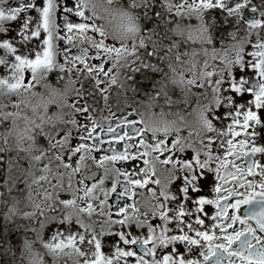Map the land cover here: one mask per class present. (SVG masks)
<instances>
[{
    "label": "snow or ice",
    "instance_id": "6c2138e0",
    "mask_svg": "<svg viewBox=\"0 0 264 264\" xmlns=\"http://www.w3.org/2000/svg\"><path fill=\"white\" fill-rule=\"evenodd\" d=\"M198 2L203 3L206 8L220 12L225 21H230L236 10L244 7L242 0H234V6H228L226 0ZM261 2L264 3V0ZM53 4L54 31L49 23ZM161 5L162 0H133V6L139 8L144 18V29L153 20L159 21ZM173 7L175 14H179L183 9V0L180 5ZM249 9L251 14H256L257 8L253 0H248L246 11ZM260 19L264 20V16ZM257 23L259 21H252L250 26ZM145 34L152 37L157 35L153 28ZM107 40L108 37L101 27L82 6V0H0V50L6 52L13 61L20 62L17 66L23 73L19 84L9 85L10 88L34 87L36 72L40 68L51 70L54 56H59L65 65V72L78 76L83 81L73 102L79 118H82L79 119L78 127L83 129V134L77 133L70 137V147L63 156L57 152V157L62 161L61 167L75 168L76 157L80 156L85 145L91 146L94 158L99 160L106 159L107 155L97 154L110 151L119 153L111 158L113 161H121L122 165L142 162L139 168H119L120 182L113 186L112 193L108 196L109 200L115 194V202L108 211L113 224L112 230L99 234L94 231L92 238L87 240L81 236L80 243L91 245L101 258L105 255L104 247L110 248L108 264H112L113 260L116 264H234L233 257L240 264H264V146L251 143L249 137H254L256 133L248 132L250 127L264 121V116L256 111H264V83L250 84L243 79L251 77L248 71L251 69V73L255 74V81L264 80V38L257 36L250 41L252 50L248 53L249 59L239 62L235 73L230 71L227 78L209 79L205 82L208 88H222L226 98L224 101L216 100V109L204 121L209 131L214 130L213 125L216 122H220L221 127L216 136H208L199 142L203 151H177L179 138L166 136L158 139L142 120V126L138 127L132 116L125 117L123 113L116 120V127L96 124L93 113L98 107L94 110L93 105H98L102 100L107 106L109 99L111 86L108 78L113 72V63L108 67L110 58L119 59L121 55L136 58L141 56L142 50V58L138 61L140 66L133 68L135 71L156 68L155 64L147 61L161 59L172 52L169 47L161 53L143 40L138 45L133 44L131 49L124 45H110L106 43ZM77 42L86 46L77 47ZM176 59L178 63L181 61L179 55ZM133 62L137 61L134 59ZM0 63H3L2 59ZM29 73L31 79L25 84L26 74ZM214 75V72L207 73L208 77ZM4 83V80H0V84ZM112 83H115L114 79ZM187 83L193 84L195 81L188 80ZM242 104L245 107H241ZM217 108L226 109L223 116L214 115ZM245 108L248 110L245 111ZM225 120H231V123L224 124ZM121 127L129 130L119 135L118 129ZM98 131L111 134L113 139L105 141ZM242 134L246 138L241 139ZM63 135V132H58L57 140ZM117 139L124 142L123 151L114 147L104 148L106 142L112 144ZM73 140L77 141L75 145L72 144ZM97 140L100 142L99 148L94 146ZM0 142H3L2 136ZM147 149H151L153 154L163 156L165 164L174 161L177 169H182L172 183L174 192L171 195L157 192L159 181L153 180L154 171L148 173L147 170ZM212 150L217 158H223L222 164H216L215 171L205 159H211L209 153ZM258 155L261 157L259 160L255 158ZM45 171L48 172L49 169L46 168ZM54 181L55 177L51 185L53 192L56 191ZM42 182L48 183V177H42ZM95 183V177L86 180L85 188L91 190ZM66 186L71 187L65 185L61 178L59 187ZM137 188L147 189L156 201L155 211L141 213L136 208ZM206 190L209 195H202ZM232 200L234 202H230ZM56 203L61 205L65 202ZM242 205L248 206L243 216L239 214ZM84 206L92 207L87 202V197ZM210 206H214L213 210L207 212L205 209ZM57 210V207L49 209L53 212ZM96 212H101L99 203L96 204ZM237 222L241 227H235ZM76 227L83 229V224ZM133 229L136 230L135 234ZM63 231L59 229V234L62 235ZM75 240V234L69 236L68 245L75 247ZM181 246L183 251L180 250ZM76 250L80 251L78 247ZM197 250V257L188 258ZM93 264H100V261H94Z\"/></svg>",
    "mask_w": 264,
    "mask_h": 264
},
{
    "label": "flooded vegetation",
    "instance_id": "af4514ba",
    "mask_svg": "<svg viewBox=\"0 0 264 264\" xmlns=\"http://www.w3.org/2000/svg\"><path fill=\"white\" fill-rule=\"evenodd\" d=\"M182 3V0H162V5L159 7L160 19L157 22L153 20L148 28L144 29V18L141 15L139 8L133 6V0H82V6L88 10V15L91 16L97 25H99L105 35L108 37L106 43L124 45L131 49L133 44H139L142 40L149 43L151 47L160 50L161 53L169 47L172 52L161 59H153L147 61L155 64L154 69H139L133 71V68L139 67L138 61L141 56L136 58L121 55L119 59L115 57L110 58L108 67L113 63V72L108 78L110 90L108 93L109 99L107 106L100 100L98 105L94 104V118L98 125L104 124L116 127V120L121 118V113L125 117L132 116L137 122V126H142V120L147 129L154 133L158 139H164L166 136L172 139L179 138L180 143L177 145V151L180 149H196L203 151L200 141L208 136H216L221 127L220 122L213 125V131H209L204 121L216 109V100L224 101L226 94L222 88H208L206 81L209 79H220L219 74L212 68L210 70V9L204 7L203 3L198 0H183V9L179 14H175L174 7ZM244 7L236 10L234 17L242 20L240 22L228 25L226 42L229 40V30L231 29L235 35L239 36L240 30H246L250 27V23L244 21L241 16L249 17L250 14L246 11L248 0H242ZM234 6V5H233ZM7 10V9H5ZM125 13L128 16L130 25H134V30L128 35L122 37H115L108 28L112 26L113 19L116 20L117 15ZM200 15L203 22H200ZM246 19V18H245ZM83 22V21H78ZM50 26L54 31V4L53 12L49 17ZM263 23L255 24L257 28L256 35L264 38V29L261 27ZM254 27V26H252ZM153 31L157 33L155 37L145 32ZM206 31L205 37H200L202 32ZM91 35V33H89ZM98 37V34H96ZM241 39V37L237 38ZM77 42V47H83ZM149 47V51L151 50ZM5 62L8 65V56L5 52ZM177 55L180 56L181 61L177 62ZM134 59L137 61L134 63ZM249 57L245 60H248ZM17 62V61H16ZM18 63V62H17ZM90 63H97L90 61ZM20 62L18 63V65ZM27 68L26 65H23ZM65 65L60 60L59 56H54L51 62V70L48 68H40L36 72L35 86L14 87L9 85L19 84L22 72L19 67L18 79L15 82L7 84V77L0 78L4 80V84H0V136L3 142H0V156H5L8 152L15 155L23 156L29 159L40 157L46 160V168L49 169L47 175L49 190H44L41 185L46 184L42 182V177L35 181L26 182L25 177L20 174L21 179L16 182L15 191L11 189L5 190L4 178H0V264H93L94 261L99 260L100 264H108V254L110 248L104 247L105 255L101 258L99 253L94 252L91 245L81 244L80 239L75 240V247L68 245L67 239L63 236L82 232L85 238H92L95 231L107 232L112 230L113 224L108 216L109 208L115 202V194L109 198L112 193V188L115 184L120 182L119 168L126 167L129 169L139 168L142 162H137L135 165L125 163L122 165L121 161H113L112 156L119 155L118 152L111 153L105 151L97 154L107 155L104 160L94 158L93 151L90 150L89 145H85L80 152V156L76 157V167L72 169H65L61 167L62 161L57 157V152L63 156L70 147V137L77 133L83 134V129L78 127L79 118L77 111L73 106L75 97L78 94V89L81 87L83 81L65 72L63 69ZM244 71V69H240ZM251 77H243L246 83H264L262 81H255L254 73L248 69ZM144 72L153 76V81H146L149 85L146 87H139L137 80L140 74ZM208 72H214L213 77H208ZM31 79L30 73L26 74L25 84ZM115 83H112V80ZM188 80H193L195 83L188 84ZM127 84V85H126ZM200 85H205L200 87ZM107 87V85H105ZM159 92V94H158ZM250 98V97H249ZM95 99V98H93ZM91 103V100L89 101ZM245 107V105H241ZM38 110L41 114L38 115ZM248 109L245 108V111ZM255 110V109H254ZM43 111V112H42ZM217 113L214 115L223 116L226 109L217 108ZM261 116H264V111L256 110ZM13 114L26 116V122L32 129L28 132L24 139L12 135L8 127V120ZM39 116H42L39 118ZM115 117V119L113 118ZM242 120V117L240 118ZM224 124L231 123V120L223 121ZM251 123V122H250ZM129 129L119 128V135H123L124 131ZM240 131L239 128L236 129ZM63 132L64 135L57 140L56 134ZM248 132H255L254 137H249L250 142L255 146H264V121L255 124L248 129ZM149 133V136H151ZM9 134L11 137L6 138ZM102 138L112 140L111 134L99 133ZM246 137L243 134L240 137ZM134 143L137 141H133ZM77 141L73 140L72 144ZM6 144L8 151L3 148ZM95 147H100V142L97 140ZM116 148L118 151H123L124 142L117 139L116 142L109 144L105 143L104 148ZM52 149H55L53 151ZM148 155L146 157L148 173L154 171L155 176L153 180H158L157 192L164 195H171L174 192L172 187L173 181L182 169H177L175 162L165 164L164 157L158 154H153L151 149H147ZM35 157H34V155ZM211 159L208 160L209 167L215 171L216 164L223 163V158H217L216 153L212 150L209 153ZM131 155L129 154V159ZM257 160L261 159L258 155ZM45 168V169H46ZM183 168V165H182ZM76 173H79L77 175ZM53 177H55L56 191L53 192L51 185L53 184ZM96 178V183L92 185L91 190L85 188V181ZM61 178L65 185L71 187L60 188ZM152 187V185H149ZM131 191V185H129ZM259 191V189H256ZM136 208L141 213L153 212L156 201L148 193L147 189L137 188ZM202 195L208 196L207 190ZM10 195L20 196L25 203L31 201L34 203V208H31L24 216L16 214L8 215L6 212L10 203H6ZM85 197L87 202L92 205L91 208L84 206ZM99 198V199H98ZM40 201V203H36ZM57 201H64L65 203L57 205ZM130 203L131 201L125 200ZM234 202V200L230 201ZM100 205V214L96 212V204ZM57 207V211H49L50 208ZM214 206L207 207V212H212ZM248 206H241L239 214L243 216V212ZM115 211L114 208H112ZM232 210L230 209L229 212ZM131 210L129 211V215ZM46 215L52 232L63 229V234L54 242L53 247L47 252H43L37 246L36 228L37 222ZM9 217V219H8ZM15 223V224H10ZM24 223V226H23ZM29 224L30 232L29 240L27 241L30 248L24 245V237L22 235L25 225ZM83 224V229H78L76 225ZM14 227L12 231L18 236V243L13 248V256L10 260L6 259L7 243L3 239L4 231L7 227ZM235 227H241L239 222ZM216 231V230H213ZM6 232V231H5ZM133 233L136 230L133 229ZM57 245H61L57 247ZM80 251H77L76 248ZM12 249V248H11ZM32 249L42 251L40 257L32 252ZM183 251V247L180 248ZM30 253V257L25 259L23 255ZM198 256V250L193 252L188 258H195ZM26 262H25V260ZM35 261H40L35 263ZM234 264H240V261L233 257ZM112 264H116L113 260Z\"/></svg>",
    "mask_w": 264,
    "mask_h": 264
},
{
    "label": "rangeland",
    "instance_id": "374dc122",
    "mask_svg": "<svg viewBox=\"0 0 264 264\" xmlns=\"http://www.w3.org/2000/svg\"><path fill=\"white\" fill-rule=\"evenodd\" d=\"M261 8L258 10L264 14V3H260ZM5 9H7V5H5ZM51 17V15H50ZM203 18L200 15V22H203ZM210 19V24H211ZM112 26L109 25V29L114 34L115 37H122L124 35H128L134 30V25H130L128 21V16L123 13H119L116 17V20L113 19ZM257 28L254 26H250L246 28V30L242 33L243 37L241 39H237L234 37H230L229 40H233L232 42H226L228 39V33L224 34H214L212 29V24L210 25V70L214 68V70L219 74L220 79L227 78V75L230 71H236V67L238 66L239 62H243L246 57L248 58V53L252 50L250 43V38L256 35ZM206 31L202 32L200 37H205ZM247 34V35H246ZM43 38V37H41ZM239 38V37H238ZM247 38V39H246ZM21 51H24L21 49ZM6 54L3 50H0V59H2L3 63H0V78L7 77V84L10 82H15L18 79L19 75V67L17 66L18 63L13 61L10 56H8V65L5 62ZM43 112V111H42ZM41 114V110H38V115ZM42 116H39V118ZM8 122V127L11 128L10 132L12 135H16L21 139H24L28 132H32V129L28 126L26 122V116L22 114H13L10 116ZM11 137L9 134L5 135L6 138ZM5 150H9L6 147V144L3 145ZM34 155V153H33ZM35 157V155H34ZM46 160L42 157L37 156L36 158L29 159L23 156L15 155L14 153L8 152L5 156H0V178H4L3 183L5 184V190L11 189L15 191L14 188L16 182L21 179V175L25 177L24 181L30 182L40 179V177L47 175L46 171ZM48 183L41 185L44 190H49ZM23 199L20 196L10 195L6 203H10L6 209L8 215L16 214L18 216H24L28 212H30L31 208H34V203L31 201H26L22 203ZM36 203H40V201H36ZM9 219V217H8ZM49 218L46 215L42 216V218L37 222L36 232V241L37 246L40 250L47 253L54 245L56 240L62 236L59 234V230L56 232H52L48 223ZM15 224V223H10ZM24 226V223H23ZM8 230H11V227H7ZM14 229V227H12ZM30 226L29 224L25 225L23 230V237H24V245L30 248L31 245L27 243V241L33 243L34 238L32 241L29 240ZM76 236V239H79L83 233L82 232H75L73 233ZM70 234V235H73ZM55 237V239L53 238ZM63 239H67V235L63 236ZM89 239V238H87ZM32 247V246H31ZM7 250V249H6ZM9 251L7 260H10L13 256V248L7 250ZM42 251H37L36 249H32V252L36 255L43 254ZM7 255V253H6ZM39 257L41 255H38ZM25 259L30 257V253L27 255H23ZM24 259V260H25ZM26 262V260H25ZM40 261H35L38 263ZM27 263V262H26Z\"/></svg>",
    "mask_w": 264,
    "mask_h": 264
},
{
    "label": "trees",
    "instance_id": "16d2710c",
    "mask_svg": "<svg viewBox=\"0 0 264 264\" xmlns=\"http://www.w3.org/2000/svg\"><path fill=\"white\" fill-rule=\"evenodd\" d=\"M257 1H261V0H254L255 3H257ZM211 10H210V19L212 20L211 24H212L213 33L219 34V35L221 34L226 35L228 31L227 30L228 25L234 23L235 18L232 17L230 21H225L223 20V16L220 12L213 11V10L211 11ZM146 81L152 82L153 76L151 74L144 72L143 74H140V76L138 77L137 85L141 88L146 87V85H149L148 83H146ZM12 230H13L12 226H11V230H8L6 228L5 229L6 232L4 231V234H3V239L7 243V246H8L7 250L14 248L18 243V236ZM8 253L9 251H7L6 257L10 255Z\"/></svg>",
    "mask_w": 264,
    "mask_h": 264
}]
</instances>
